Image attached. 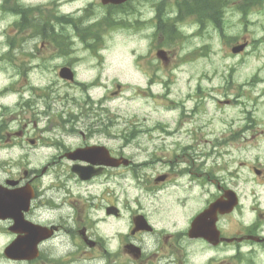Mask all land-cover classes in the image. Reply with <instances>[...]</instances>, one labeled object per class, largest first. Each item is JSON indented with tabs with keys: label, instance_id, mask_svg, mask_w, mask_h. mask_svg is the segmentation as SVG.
I'll use <instances>...</instances> for the list:
<instances>
[{
	"label": "flooded vegetation",
	"instance_id": "obj_1",
	"mask_svg": "<svg viewBox=\"0 0 264 264\" xmlns=\"http://www.w3.org/2000/svg\"><path fill=\"white\" fill-rule=\"evenodd\" d=\"M225 2L1 0L0 10L13 19L14 39L5 56L103 57L100 52L113 33L135 30L145 33L149 49L163 44L164 54L174 57L184 33L196 37L188 27L197 28L198 14L206 15L202 26L218 24ZM30 72L18 68L5 79L0 69V264H69L71 253L83 258L89 252L99 258L98 264H264V161L233 166L225 157L235 147L230 138L252 140L254 128L220 134L200 153L193 138L185 146L176 144L173 155L162 148L157 154V145L149 160L137 162L125 148H135L140 134L152 143L151 131L136 129L132 119L118 129L117 113L107 115L111 109L88 90L83 100L75 98V108L69 107L66 93L55 110L53 88L34 85ZM76 82L63 80L67 87ZM165 132L180 139L175 131ZM185 135L191 137L190 130ZM156 163L163 168L154 175L144 178L136 170ZM80 167L96 173L82 179ZM125 179L139 194L159 191L153 196L165 197L162 191L167 190L179 196L177 212L167 219L177 225L174 230L158 229L154 221L151 230L131 233L136 213L129 217L130 242L142 243L139 251L105 241L102 245L97 235L102 222L127 211L118 204V185ZM126 199L141 200L138 194ZM155 209L140 210L151 219ZM146 239L150 244H143ZM22 253L27 258L14 257Z\"/></svg>",
	"mask_w": 264,
	"mask_h": 264
},
{
	"label": "rangeland",
	"instance_id": "obj_2",
	"mask_svg": "<svg viewBox=\"0 0 264 264\" xmlns=\"http://www.w3.org/2000/svg\"><path fill=\"white\" fill-rule=\"evenodd\" d=\"M241 17V13L232 9L228 10L224 29L227 36L230 35L235 39V41L229 42L230 44L241 40L243 35L250 40V45L241 55L232 53L231 45L226 38H223L218 30L210 28L208 33L205 32L195 38V44L192 41L184 43V51L193 48L197 50L196 57L191 60L174 57L170 65L165 66L149 51V41L144 39L143 31L124 32L119 30L107 39V49L104 51L103 57H35L32 60L22 57L15 60L11 68H7L10 63L1 60L0 69L6 72L5 79H7L15 69L25 64H32L30 79L38 84V87H52L58 89L57 91L63 97L68 93L70 99L74 97V99L83 100L86 94L84 90L80 89L81 85L67 87L58 79L59 67L65 62L72 63L75 65L80 81L104 86V88L95 87L92 89L91 86H88L86 90L95 100L102 99V107L116 111L119 119L118 129L126 127L125 120L131 119H137L141 128L145 125L153 127V124L161 122L169 129H179L178 122L181 121L184 124L185 129L179 135L180 139L178 140H174L178 137L164 136V134L154 131L152 143L146 142L145 136L141 135L139 137L140 142L143 143L141 149L138 150L132 146L126 147L128 153L136 155L137 162L149 160L152 148L157 145H159L158 149H154L157 154L162 148L165 155H173L172 149H174L176 141L178 144H182V142H190L192 138L197 145L198 153H200L210 149L212 141L214 142L220 134H230L228 124L233 120L237 125L241 112L245 109L252 110V115L255 116L253 118H264V5L247 15V24L241 20ZM12 23L13 19L6 18V15L0 10V57L8 48L7 41L13 33ZM192 29L190 28L188 31ZM179 55L182 56L183 51ZM43 59L44 61H42ZM149 79L155 82L149 84ZM168 79L171 84L166 90L165 81ZM116 82L124 83L126 90L121 97L115 100L106 97V95H108V91L115 89ZM165 92L166 94H164ZM188 94L193 98H188ZM201 95L206 96L201 99L202 102L199 99ZM176 104L180 106H176ZM182 106L185 107L186 117H181ZM69 107L75 108L72 100H70ZM60 108V103H55V110ZM107 115L113 117L115 114L110 111ZM188 130L191 132V137L185 135ZM241 145H246V148L240 150L239 145H235V149L231 148L229 155L225 154L227 159L230 158V163L233 166L237 164L239 166L241 161L247 162L255 159L256 155H258L259 161H263L264 143L262 141H245L241 142ZM38 159L40 160L42 157L39 156ZM209 162L212 164L211 160ZM214 163L216 164L217 160ZM162 165L161 163L147 164L136 167V170L145 178L161 170ZM120 180L121 178H119ZM128 185H130L129 180L125 179L123 185L118 186L119 199L123 200L126 196L129 198V196L138 193L139 189L129 188ZM144 200L148 201L149 199ZM157 216L156 214L154 219L157 220L156 224L159 222L158 228H160L159 225L164 224L170 229L168 225L170 221L166 218L158 219ZM128 223L129 221L126 220L123 228L122 225H119L117 231L123 229L126 233ZM102 227L100 226L99 231L105 238L114 239L117 237L120 240L123 238L115 235L114 233H117L115 231L103 230H109V226ZM120 240L115 243L111 240V244L118 247L123 244L120 243ZM145 242L143 244H150L149 239H146ZM121 250L123 251V249Z\"/></svg>",
	"mask_w": 264,
	"mask_h": 264
},
{
	"label": "water",
	"instance_id": "obj_3",
	"mask_svg": "<svg viewBox=\"0 0 264 264\" xmlns=\"http://www.w3.org/2000/svg\"><path fill=\"white\" fill-rule=\"evenodd\" d=\"M242 48H243V45H240V46H237V47L233 48V51L238 52V51H240ZM67 72H68V69H63V70H61V75H62V76H67V75H68Z\"/></svg>",
	"mask_w": 264,
	"mask_h": 264
}]
</instances>
